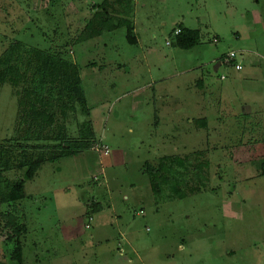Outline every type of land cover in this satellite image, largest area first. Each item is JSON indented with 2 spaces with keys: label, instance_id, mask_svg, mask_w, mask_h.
<instances>
[{
  "label": "rangeland",
  "instance_id": "374dc122",
  "mask_svg": "<svg viewBox=\"0 0 264 264\" xmlns=\"http://www.w3.org/2000/svg\"><path fill=\"white\" fill-rule=\"evenodd\" d=\"M103 1L0 0V57L21 42L69 61L87 101L37 104L51 120L31 127L25 86L0 84L5 177L39 165L0 205L18 228L0 220V264H264V0H135L136 45L123 28L79 43ZM180 24L199 30L194 48L175 47ZM230 52L241 71L219 62ZM87 123L93 144L68 155ZM164 156L206 161L205 188L191 177L199 192L154 202L144 165Z\"/></svg>",
  "mask_w": 264,
  "mask_h": 264
},
{
  "label": "trees",
  "instance_id": "16d2710c",
  "mask_svg": "<svg viewBox=\"0 0 264 264\" xmlns=\"http://www.w3.org/2000/svg\"><path fill=\"white\" fill-rule=\"evenodd\" d=\"M109 1L104 0L99 8L96 7L98 10L86 22L84 30L78 37V42L99 38L104 34L123 28L128 43L136 45L137 41L133 36L134 25L131 19L135 13V0ZM109 6L117 8L114 10L115 16L106 12V8ZM176 30H178V34H174L175 47L189 50L199 43V30L188 29L181 24L177 26ZM8 82L16 86L20 84L25 86L23 89L24 99L19 101V107L22 110L20 120L30 121L31 127L36 125L41 118L51 120L50 117H46L45 111H39L37 104L40 103L41 106H47L52 100H56L64 109H71L72 105L77 104L83 112L87 113L85 91L77 66L56 55L37 48L26 47L21 42L13 43L0 57V84ZM87 124L88 127L80 131V137L84 140L69 147L68 155L76 154L75 149L78 145L90 149L93 141L87 139L93 136V130L91 125ZM60 148L63 149L61 145ZM7 154L6 150L3 153L0 152V205L5 206L24 199L25 182L32 180L39 168L38 162L20 163L18 166L26 167L27 170L22 180L12 182L5 177V173L10 170L9 161L5 158ZM144 166L151 194L156 203L183 200L188 197L187 191H190L191 194L199 192V187L194 191H192L193 189L187 190L188 180L191 177L198 182L200 188H205L203 168L206 166V161L198 162L196 159H191V156H164L159 159L157 165L147 162ZM258 168L260 174L264 176V159L259 162ZM91 206L92 213L101 209L97 202L92 203ZM11 217V213L0 214V220L4 222L2 229L10 230L11 234L18 236V228L14 227ZM11 258L17 263L21 262L20 246H17L12 252Z\"/></svg>",
  "mask_w": 264,
  "mask_h": 264
},
{
  "label": "built area",
  "instance_id": "2783aa9c",
  "mask_svg": "<svg viewBox=\"0 0 264 264\" xmlns=\"http://www.w3.org/2000/svg\"><path fill=\"white\" fill-rule=\"evenodd\" d=\"M174 34H178V30H176ZM213 43H217V39H213ZM236 59L237 54L235 52H230L220 60V63L222 65L232 66L235 71H241L242 67L241 65L237 64ZM221 79H224V77H221Z\"/></svg>",
  "mask_w": 264,
  "mask_h": 264
},
{
  "label": "crops",
  "instance_id": "0c3cea01",
  "mask_svg": "<svg viewBox=\"0 0 264 264\" xmlns=\"http://www.w3.org/2000/svg\"><path fill=\"white\" fill-rule=\"evenodd\" d=\"M260 58L262 59V60H264V56H260ZM244 80V79H243ZM247 80V79H246ZM246 80L244 81V82H246ZM243 81L242 82H240L241 84H243L244 83ZM245 84V83H244ZM252 118V116L250 117V119Z\"/></svg>",
  "mask_w": 264,
  "mask_h": 264
}]
</instances>
